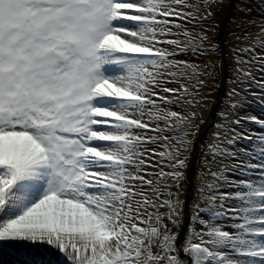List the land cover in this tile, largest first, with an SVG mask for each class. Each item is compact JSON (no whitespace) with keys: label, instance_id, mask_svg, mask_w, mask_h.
<instances>
[{"label":"snow or ice","instance_id":"snow-or-ice-1","mask_svg":"<svg viewBox=\"0 0 264 264\" xmlns=\"http://www.w3.org/2000/svg\"><path fill=\"white\" fill-rule=\"evenodd\" d=\"M213 6L215 0H0L4 264H264V135L258 155L245 152L259 163L232 166L255 179L211 171L217 156L236 153L209 145L211 179L197 189L185 258L169 228L179 225L184 205V152L197 127L189 109L203 103L201 77L211 75L209 64L176 59L208 51L207 29L189 31L175 20L202 25ZM248 24L259 31L244 37L253 47L233 50L241 54L236 63L248 64L241 56L252 53L264 70V55L254 51L264 49V20ZM236 71L239 83L250 75ZM244 120L264 126L255 117L230 124L243 127ZM146 129L154 134L141 135ZM228 131L231 145L241 133ZM157 144L164 151L156 153ZM156 155L159 171L147 172L157 167L148 163Z\"/></svg>","mask_w":264,"mask_h":264},{"label":"rangeland","instance_id":"rangeland-1","mask_svg":"<svg viewBox=\"0 0 264 264\" xmlns=\"http://www.w3.org/2000/svg\"><path fill=\"white\" fill-rule=\"evenodd\" d=\"M196 1H198V0H187V2L189 4H196ZM237 1H239V0H237ZM236 3H238V2H236ZM241 9H243V10H241ZM223 10L224 9H221L216 14V18L213 19L214 21L218 20V18L222 14L221 12H223ZM230 13H231L230 17H233V18L236 17L237 21H236L235 25L232 27V29L230 31V26H229V21H228L229 18H228L225 21V23H224L223 33L222 34L230 31V33H232L236 38H239V39H244L246 33H251V34L258 33V31H259L258 27L255 26V25H249L248 24L249 21H257V22H259L261 20H264V7L258 5L255 1L240 0L238 4L233 5V8L230 11ZM175 22L183 25L189 31L195 32L197 30L193 26L194 22L193 23H188L185 20H179V19L175 20ZM174 31H175V29H174ZM172 38H175V37H169V39H172ZM245 42L248 43L249 45H251V47H253V41H251V42L250 41L249 42L245 41ZM156 46L157 47H161V48L168 47L167 45H161V44H158ZM230 50H234V49L230 48ZM254 51L258 55H264V49H261L259 46H255ZM206 53L207 52H205L204 54H200L198 52L197 55L204 57V56H206ZM233 53L238 54L239 52H234L233 51ZM176 59L186 60V61L189 62V60L200 61L202 58L201 59H197L194 56L189 57L188 54H184V55H180V56L176 57ZM232 63L233 64H231V65L233 67H235L236 66L235 65L236 64L235 61L234 62L232 61ZM261 67H260V69H261ZM209 70L211 71V75L210 76L201 77V79L204 80V86L200 88V91H199V95L200 96L202 94L206 93L207 88L211 89V88H213L212 86H214L215 82H214L213 79H214V77L216 75V71L214 73V69L212 67H210ZM234 77L235 76L233 75L232 78H234ZM254 77H256L257 80H258V83L255 84L256 85V88L254 89V93L255 94H254L252 99H250V100H248L246 102L245 107H243L242 109H239L237 111L239 113L238 117L239 116H242V117H255L258 120H264V100H258L259 97L264 95L263 90H262L264 88V86H262V83H261V82H264V70H259L257 72H254ZM232 78H231V80H232ZM193 83H195V81ZM168 86L169 87H178V85H176V84H171V85H168ZM234 89L236 91H238L237 88H234ZM232 93H233V90L231 91V93L228 96V99L232 100L231 103L230 104L227 103L225 105V109L222 108L221 111H220L222 113V115L227 113L226 109H229L233 104H235L237 102V99H238L237 96L233 95ZM161 95L163 96V95H166V94L161 92ZM202 109L205 110V106H203ZM173 110H179V111L181 110L182 111L184 109H181L180 107H177V106L173 105ZM145 122H147V118L146 117H145ZM148 131L149 130H147V129L146 130H142L140 134L147 136V134L149 135ZM146 132H148V133H146ZM246 133H252L253 137H254V141L248 147H245V149H243L245 151H240L238 153L239 160H240L241 163L242 162H248V161H251L252 163H259L258 159H253L250 156H246L245 152H251V153H254V154L258 155L259 148L261 147L260 142L258 140V137L261 136V135H264V126H262L260 124H256L255 127L251 126L248 130H246ZM207 140H208V142H206L207 144H206V147H205V153L203 154V157L205 158V160H204V162L201 163L200 170L196 171L197 172L196 176L200 175L199 179H198V188L201 186V184L205 183V179H210V178H208V175L206 174V173H208L207 164L209 162H213V157H212L211 153L209 152V145H213V143L216 141V138H215V136H211ZM152 147H154V145ZM213 163H212V167L214 166ZM202 174H205V175H202ZM243 177H244V179H248V178L255 179L256 178L255 176L249 177L247 175H245ZM230 178L235 179V180L236 179L237 180L241 179L240 176H235V175L234 176L230 175ZM186 189H187L186 185L182 184V182H181V185H180V188H179V193L186 191ZM171 190L173 192L177 191V189L175 187H173ZM234 191H236V189H234L233 192ZM196 198L199 199V193H198V196ZM232 206H235V205H232ZM182 214H183V212L181 211V216H182ZM180 225H181V222L179 223V225H175V228H173V231L178 233V231L180 229ZM169 226L172 227V224H169ZM185 237H186V234L182 233V235H180L179 240L182 242V245H183ZM5 259L6 258L0 257V264H4Z\"/></svg>","mask_w":264,"mask_h":264},{"label":"water","instance_id":"water-1","mask_svg":"<svg viewBox=\"0 0 264 264\" xmlns=\"http://www.w3.org/2000/svg\"><path fill=\"white\" fill-rule=\"evenodd\" d=\"M232 1H233V0L229 1V2H230V5H229L228 11H227V13H226V15H225L223 21L226 19V16L228 15L229 9H230L231 6H232ZM221 25H223V22L221 23ZM220 27H221V26H220ZM220 86H221V85H220ZM194 150H195V149H194ZM194 150H193V153L195 152ZM194 158H195V155L193 154V155H192V158H191V161H192V162H191V164H190V170H191V167H192V164H193ZM186 201H187V196H186ZM186 218H187V217H186ZM185 223H186V220H185ZM185 223H184V225H185ZM183 227H184V226H183Z\"/></svg>","mask_w":264,"mask_h":264},{"label":"trees","instance_id":"trees-1","mask_svg":"<svg viewBox=\"0 0 264 264\" xmlns=\"http://www.w3.org/2000/svg\"><path fill=\"white\" fill-rule=\"evenodd\" d=\"M225 2H227V1H226V0H224V1L222 2V5H221V6H222V9H223V7H224V6H225V4H226ZM220 10H221V9H220ZM216 14H217V13H216ZM194 57H196L197 59H200V57H199V56H196V55H195ZM201 160H202V158L200 157V158H199V162H198V163H201ZM169 228H170V229L173 231V228H175V225H172V227H170V226H169ZM173 232H174V231H173ZM175 233H176V232H175Z\"/></svg>","mask_w":264,"mask_h":264}]
</instances>
